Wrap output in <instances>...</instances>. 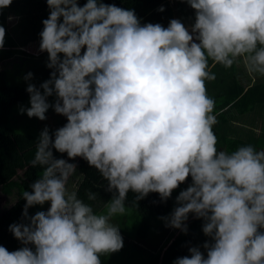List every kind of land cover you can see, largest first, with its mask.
<instances>
[{
    "label": "clouds",
    "instance_id": "clouds-1",
    "mask_svg": "<svg viewBox=\"0 0 264 264\" xmlns=\"http://www.w3.org/2000/svg\"><path fill=\"white\" fill-rule=\"evenodd\" d=\"M11 3L0 0V10ZM186 3L192 23L172 18L164 26L103 0H46L38 51L50 72L39 85L31 71L23 76L28 106L19 112L43 121L51 108L66 122L51 132L45 125L34 141L29 163L41 174L21 194L19 222L8 226L21 246L0 245V264H101L123 247L114 217L149 193L166 201L186 180L159 219L187 234L191 215L208 239L172 264H264V149L217 148L215 101L205 86L216 78L210 62L240 63L253 79L264 77V0ZM4 43L0 25V49ZM76 157L105 181L103 211L69 189Z\"/></svg>",
    "mask_w": 264,
    "mask_h": 264
},
{
    "label": "trees",
    "instance_id": "trees-1",
    "mask_svg": "<svg viewBox=\"0 0 264 264\" xmlns=\"http://www.w3.org/2000/svg\"><path fill=\"white\" fill-rule=\"evenodd\" d=\"M85 2L86 0H78L81 6ZM103 2L134 9L141 23H161L167 26L170 19L178 18L188 25L193 20V11L189 9L186 0H103ZM161 5L164 11H157ZM10 13H14V16L20 19L8 27L7 16ZM47 15L46 0H12L11 5L0 10V25L5 27V43L0 49V192L5 195L16 194V199L0 213V245L9 251L19 248L21 244L8 231V226L19 222L25 203L21 194L24 190H31L29 185L39 177L41 168L33 167L29 163L35 151L34 134L20 132L18 124H14L15 121L23 119L20 116H24L20 112L16 114V106H21L28 99L26 84H17L18 75L10 71L11 68L4 67L3 62L14 56L19 60L35 56L20 46L31 39H39L41 20L47 18ZM24 63L25 60L18 63L19 67ZM45 69V62L32 67V70ZM210 71L215 73L216 78L206 81L205 86L207 94L215 101L213 112L217 117V123L213 126V131L217 137V148L232 151L242 144H252L257 150L264 149V77L253 79L240 63L225 68L219 64L211 67L210 62ZM40 83L41 81H37L34 84ZM246 113H251L252 116L248 115L247 119H243ZM32 118L36 120V117ZM65 122L66 118L62 116L48 128L51 132ZM53 155L69 159L66 153H57L55 150ZM69 162L76 163L77 171L81 173V179L75 186L78 196L90 203L95 211L100 210L111 195L103 189L105 181L82 158L76 157ZM188 182L186 180L179 188L173 190L171 197L164 202H160L158 194L149 193L137 202L136 207H129L139 215L136 238L145 240L148 234H155V240H149L147 243L143 241L142 246L136 245L138 249L136 256L127 259L125 264H171L175 258L188 255V246L203 244L205 236L201 231V220L189 215L188 232L183 234L177 229L167 232L168 228L164 227L159 219L171 211L174 197L179 190L187 186ZM89 192L96 194L94 200L87 199ZM133 195L128 194V202H131ZM46 205L47 202L40 207L37 206L38 208L30 207L29 215L43 210ZM159 225L162 226V230L154 228ZM128 241L135 242L129 237ZM137 256L140 262L135 260ZM100 259L101 264H117L110 259L109 254L101 256Z\"/></svg>",
    "mask_w": 264,
    "mask_h": 264
},
{
    "label": "rangeland",
    "instance_id": "rangeland-1",
    "mask_svg": "<svg viewBox=\"0 0 264 264\" xmlns=\"http://www.w3.org/2000/svg\"><path fill=\"white\" fill-rule=\"evenodd\" d=\"M14 1V0H13ZM30 6H28L29 8ZM189 9L191 11H193V9H191L189 7ZM13 14V15H12ZM11 15L13 17L12 21H9L7 19V24L8 27H11L13 24L16 23V21H18L20 18L18 16H14V13H10L8 14V16ZM7 16V17H8ZM15 37L16 34H14ZM22 49L26 50L29 53H33L35 56L33 57H28V59H23L25 60V63L19 67L18 63H20L21 61H23L22 59H18V57L14 56L12 59L8 60V61H4V67L7 68H11L10 71H13L14 73L16 72V75H18L17 78V84H26V82L23 80V76L31 71L33 73V78H32V83H35L37 81H41L43 82L44 80L47 79V77L49 76V72L50 69L46 68L45 70H32V67H35L37 64H43V62H46V58H47V54L46 53H41L38 51V47H39V39H31L28 42H25L23 44V46H20ZM6 63V65H5ZM24 73V75H22ZM49 101H51L53 99V97H49L48 98ZM23 106L27 107L28 106V99L25 100V102L22 104ZM19 108L20 106H16V114L19 112ZM19 114V113H18ZM23 115V114H21ZM46 119L41 121L39 119L36 118H29L26 114H24V116H20L21 119L20 121L17 120L14 122V124H18V126L20 127L18 131H22L24 133H32L34 134L35 139L37 138L39 132L42 130V128L47 125L48 127L53 126L58 119H60L62 116L59 114H56L52 111L51 108H49V110L46 112ZM248 115L251 117L252 114L251 113H246L243 115V119H247ZM19 117V118H20ZM263 123V122H262ZM264 124V123H263ZM25 125H27L26 127H24ZM38 128H40L38 130ZM19 173H21V171L19 170ZM81 179V173H79L78 171L69 179V189L71 190L73 187H75L78 183V181ZM16 199V194L14 195H5L3 193L0 192V213L7 207L9 206L10 203H12L14 200ZM35 208L40 207V205H34ZM38 206V207H37ZM48 207V204L46 206H44L43 210H46ZM105 207V203L103 204V206L101 207L100 210L98 211H103ZM113 222L120 227V232L121 235L123 237V247L117 251V252H113L110 253V259L117 263V264H125L127 259H132L136 256V253L138 251L136 245H140L142 246V242L144 241L145 243H147L149 240L154 239L155 240V234H148L147 235V239H143L141 238L140 240H138L136 238L137 235V227L139 224V215L133 211L132 209L128 208L126 213L122 216H117L113 218ZM154 228H158L160 230H162V226L159 225L158 227H154ZM172 228H168L169 232ZM132 238L135 242L131 243V242H127V238ZM208 239L207 237L204 238V241ZM140 258H142V255L139 256ZM138 256L136 257V261L140 262V258ZM143 257H144V253H143ZM135 263V262H134ZM172 264V263H171Z\"/></svg>",
    "mask_w": 264,
    "mask_h": 264
},
{
    "label": "crops",
    "instance_id": "crops-1",
    "mask_svg": "<svg viewBox=\"0 0 264 264\" xmlns=\"http://www.w3.org/2000/svg\"><path fill=\"white\" fill-rule=\"evenodd\" d=\"M164 226V225H163ZM204 240V239H203Z\"/></svg>",
    "mask_w": 264,
    "mask_h": 264
}]
</instances>
